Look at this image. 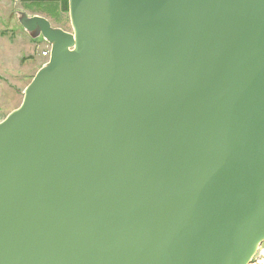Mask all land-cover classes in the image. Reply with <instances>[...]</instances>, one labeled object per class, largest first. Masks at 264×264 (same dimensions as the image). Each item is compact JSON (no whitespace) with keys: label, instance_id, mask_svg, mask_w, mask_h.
<instances>
[{"label":"water","instance_id":"1","mask_svg":"<svg viewBox=\"0 0 264 264\" xmlns=\"http://www.w3.org/2000/svg\"><path fill=\"white\" fill-rule=\"evenodd\" d=\"M0 122V264H250L264 242V0H69Z\"/></svg>","mask_w":264,"mask_h":264},{"label":"rangeland","instance_id":"2","mask_svg":"<svg viewBox=\"0 0 264 264\" xmlns=\"http://www.w3.org/2000/svg\"><path fill=\"white\" fill-rule=\"evenodd\" d=\"M24 15L44 16L53 27L73 32L69 0H0V122L21 105L25 89L50 58L44 52L51 45L24 28ZM260 249L264 252V242Z\"/></svg>","mask_w":264,"mask_h":264},{"label":"built area","instance_id":"3","mask_svg":"<svg viewBox=\"0 0 264 264\" xmlns=\"http://www.w3.org/2000/svg\"><path fill=\"white\" fill-rule=\"evenodd\" d=\"M51 49V48H50ZM48 52H44V54H49L50 55V50ZM262 249L259 248L258 252L256 253V255L253 257L254 260H258V258L261 256L263 257V260H258L257 264H264V252H262ZM252 259V261H253ZM252 263V262H251Z\"/></svg>","mask_w":264,"mask_h":264}]
</instances>
